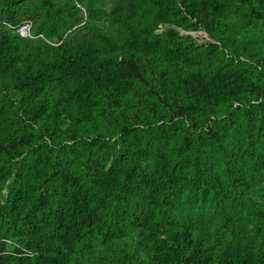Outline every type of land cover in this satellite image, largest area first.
I'll return each instance as SVG.
<instances>
[{
	"label": "trees",
	"instance_id": "16d2710c",
	"mask_svg": "<svg viewBox=\"0 0 264 264\" xmlns=\"http://www.w3.org/2000/svg\"><path fill=\"white\" fill-rule=\"evenodd\" d=\"M81 1L0 0V264H264V0Z\"/></svg>",
	"mask_w": 264,
	"mask_h": 264
},
{
	"label": "rangeland",
	"instance_id": "374dc122",
	"mask_svg": "<svg viewBox=\"0 0 264 264\" xmlns=\"http://www.w3.org/2000/svg\"><path fill=\"white\" fill-rule=\"evenodd\" d=\"M114 0H82L80 3V15L84 16V6L86 3H90V5L95 8V9H102L107 11L109 9V7L111 6V4L113 3ZM32 27H34V23L32 22V20H30ZM93 26L95 28V30H93L92 32H103L109 35H115L116 34V30L114 27H111L110 25H108L105 21V19L102 20H95L93 21ZM164 30V26L159 27L157 26L155 28V33H160L161 31ZM189 31V34L192 36L193 39V43L194 45H202V43L204 42V36L205 34L202 32L201 29L197 30V31H192V30H186L185 32ZM180 32V31H179ZM182 34V32H180ZM80 35H82L81 33H75V34H71L73 39L78 38ZM194 213H198V212H194ZM250 227V224L247 228ZM231 227L230 228H220V232L224 233L225 235L231 234ZM12 245L7 243L5 245V250L6 252H9L12 250Z\"/></svg>",
	"mask_w": 264,
	"mask_h": 264
},
{
	"label": "built area",
	"instance_id": "2783aa9c",
	"mask_svg": "<svg viewBox=\"0 0 264 264\" xmlns=\"http://www.w3.org/2000/svg\"><path fill=\"white\" fill-rule=\"evenodd\" d=\"M32 24L29 20H24L20 22L13 30L14 32L22 38H30ZM210 40L206 35L204 36V42ZM203 42V43H204Z\"/></svg>",
	"mask_w": 264,
	"mask_h": 264
}]
</instances>
